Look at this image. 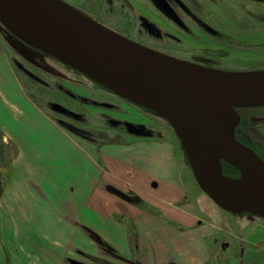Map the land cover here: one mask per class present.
I'll list each match as a JSON object with an SVG mask.
<instances>
[{"label":"rangeland","instance_id":"rangeland-1","mask_svg":"<svg viewBox=\"0 0 264 264\" xmlns=\"http://www.w3.org/2000/svg\"><path fill=\"white\" fill-rule=\"evenodd\" d=\"M62 1L126 38L174 58L222 71L264 70V0ZM14 42L0 25V99L4 95L10 102L15 84L20 88L17 92H22L60 129L82 142L94 144L97 149L111 144L129 146L137 141L166 143L174 148L181 161L180 177L185 196L194 200L199 194H205L197 185L180 141L166 120L107 91L44 53L28 47L18 49ZM241 113L242 124L250 136L248 143L264 155V110L250 109ZM253 115L262 118L254 119ZM16 155L15 145L0 130L3 192ZM238 176L237 171L233 177ZM186 197L180 202H186ZM19 207L21 218L9 215L8 211L15 210L5 206L3 223L0 221L1 241H5L10 250L4 252L8 258L12 253L22 263L28 254L26 249H21L25 242L35 245L47 242L61 248L41 250L47 256L40 255V249L33 250L37 261L42 256L40 261L47 259L49 264H126L98 236L93 254L88 235L29 233L22 202L16 203V208ZM221 211L232 225L240 222L233 233H224L210 242L209 264H217L228 256L243 258L250 249L253 240L248 237L255 227L253 239L264 245L263 218ZM15 229H18L16 235ZM134 236L129 235L133 254ZM76 243L79 247L74 246Z\"/></svg>","mask_w":264,"mask_h":264},{"label":"crops","instance_id":"crops-1","mask_svg":"<svg viewBox=\"0 0 264 264\" xmlns=\"http://www.w3.org/2000/svg\"><path fill=\"white\" fill-rule=\"evenodd\" d=\"M13 87L10 102L4 95L0 99V130L17 150L0 198L1 223L5 206L15 210L9 215L21 218L16 203L22 202L29 233L88 235L93 254L98 236L126 264H209L210 242L238 229L240 220L232 225L207 195L185 196L181 161L172 146L137 141L97 149L60 129ZM255 228L243 258L228 256L217 264H264ZM1 238L0 264H49L40 261L42 256L37 261L32 251L61 248L25 242L21 249L28 254L21 263L12 253L7 257ZM43 251L39 254L47 256Z\"/></svg>","mask_w":264,"mask_h":264},{"label":"water","instance_id":"water-1","mask_svg":"<svg viewBox=\"0 0 264 264\" xmlns=\"http://www.w3.org/2000/svg\"><path fill=\"white\" fill-rule=\"evenodd\" d=\"M0 25L107 91L166 120L199 188L223 211L264 219V160L235 136L236 108L264 106V70L222 71L148 48L62 0H0ZM223 162L238 177L224 174Z\"/></svg>","mask_w":264,"mask_h":264},{"label":"flooded vegetation","instance_id":"flooded-vegetation-1","mask_svg":"<svg viewBox=\"0 0 264 264\" xmlns=\"http://www.w3.org/2000/svg\"><path fill=\"white\" fill-rule=\"evenodd\" d=\"M250 109H259V110H264V106L261 107H242V108H238L236 111L239 115V122L237 124V126L235 127V136L236 138L243 144H245L246 146H248L249 148H251L262 160H264V155H262L257 149H255L252 144L250 145L248 142L250 141V136L247 133V131L244 129L245 125L242 124L244 119L242 118V111L244 110H250ZM264 117V115L262 116ZM262 117H258L253 115L254 119H259Z\"/></svg>","mask_w":264,"mask_h":264},{"label":"trees","instance_id":"trees-1","mask_svg":"<svg viewBox=\"0 0 264 264\" xmlns=\"http://www.w3.org/2000/svg\"><path fill=\"white\" fill-rule=\"evenodd\" d=\"M223 172H224V174L229 175V176L237 175L236 169L233 166H231L225 162L223 163ZM2 194H3V182L1 179V175H0V198H1Z\"/></svg>","mask_w":264,"mask_h":264}]
</instances>
